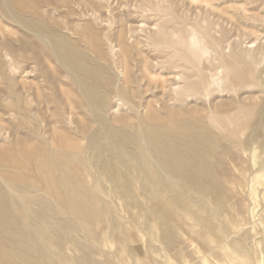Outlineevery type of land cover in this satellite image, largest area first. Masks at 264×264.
<instances>
[{
	"label": "rangeland",
	"instance_id": "rangeland-1",
	"mask_svg": "<svg viewBox=\"0 0 264 264\" xmlns=\"http://www.w3.org/2000/svg\"><path fill=\"white\" fill-rule=\"evenodd\" d=\"M28 18L32 24L36 21L38 29L43 27L42 33L36 25L35 28L24 24L23 20ZM192 36L209 53L201 57L192 40L189 45ZM168 37L173 42L171 55L174 49L187 47L191 68L185 73V80L176 79L166 71L173 64H181L178 59L165 62L167 52L163 47L172 45ZM59 41L75 47L76 57L82 54L85 64L97 72L96 90L105 95L106 101L104 110L100 109L103 115L87 99L78 73L58 54L55 46ZM0 48V149L10 147V151H23L22 158L27 160L26 155L33 154L41 137L44 146L61 149L77 146L80 154L83 149L93 164L95 155L88 153L86 146L100 129L98 121L103 117L107 130L120 128L131 132L143 125L166 131L171 137L187 136L191 131L188 137L200 140L209 152L205 158L208 170L205 168L206 174L200 178L205 185L200 188L181 183L173 195L172 204L176 206L160 204V210L167 214V222L159 223L152 217L147 218L151 215L144 210L147 205L143 204L147 202L141 200L143 194L139 191L134 190L138 195L131 193L133 199L122 197L123 190L114 176L123 172L129 178L140 179L142 170L132 156L126 157L114 143L106 148L103 139L100 152L105 155V169L97 180H101L103 187L107 186L106 195L112 196L107 197V205L113 211L114 221L132 224L134 229L128 233L131 242L117 233L111 237L106 225L98 219L93 203L88 201L89 212L94 214V234L99 239V250L102 249L88 255V264H264V0H1ZM249 52L254 60L242 55ZM257 53L262 61L258 60ZM225 70H228L227 79L212 85L209 96L193 92V88L201 89L197 83L202 76L209 80L213 75L219 80ZM71 72H75V82ZM173 81L179 86L171 85ZM187 86L191 92H187ZM181 87L187 89L186 96L180 93ZM246 108L252 111L251 115L245 112ZM153 113L162 119L154 120L150 116ZM121 155L126 157L125 161ZM66 162L79 181L90 187L92 179L86 176V169ZM28 167L21 173H30V177L25 174L29 177L25 176L26 179L35 177V185L42 188L35 171L30 168L31 172ZM178 179L184 181L182 177ZM214 188L217 192L210 198L206 191ZM29 205L30 209H38L36 204ZM67 237L60 238L63 253L69 258L80 256L82 253L71 235ZM103 237H107L106 242ZM88 243L82 241L83 245ZM103 252L111 261L100 256L105 255Z\"/></svg>",
	"mask_w": 264,
	"mask_h": 264
},
{
	"label": "bare ground",
	"instance_id": "bare-ground-1",
	"mask_svg": "<svg viewBox=\"0 0 264 264\" xmlns=\"http://www.w3.org/2000/svg\"><path fill=\"white\" fill-rule=\"evenodd\" d=\"M0 2H1V0H0ZM6 5L7 4H5V6ZM13 6H14V4H13ZM15 8H17V7H15ZM3 9H4V7H3ZM15 10L16 9H14V11ZM8 11L10 12V10H8ZM19 14L20 13H18V15ZM16 15L14 14V16H16ZM23 18H24V16H23ZM28 19L29 20H27V19L23 20L25 25H27L29 27L32 25L33 26L36 25V21L32 24V22L30 21V18H28ZM39 23H40V21H39ZM21 25H22V23H21ZM36 26H35V28H36ZM162 28H163V26H162ZM36 29H37V31H40L41 33L44 30L43 27H41V26H39V29L37 26ZM163 32H165V31H163ZM45 35H46V33H45ZM162 35L164 36L167 34H162ZM188 35H190V34H188ZM188 35H187V37H189ZM194 36H192V38L189 39L190 40V41H188L189 45H191L190 42L192 40L194 42L193 44L197 45L198 51H196V50L195 51L199 52V55L201 57H203L207 54L208 51L204 48L199 47V45L197 44L198 38L194 39ZM155 37H157V36H154V38ZM176 37H178V36H176ZM171 39L169 38L168 42H170L172 45H169V46L163 45L164 46L163 48L165 49L164 51L167 52L165 54V62L169 63L170 61L172 62L173 59H178V60H180L179 62H181V64H180V66L178 64H173V65L169 66V68H166L167 69L166 71H168L169 73H172L175 76L174 78H176V79L185 80V77H186L185 73L188 71L189 68H191V66H188V65H190L189 64L190 58L188 59V57H187V54H188L187 47L186 48H180V49L176 48V50L174 49V51H175L174 54L171 55L170 50L173 49V42L170 41ZM183 39H184V36H183ZM155 40H157V39H155ZM158 40H160V39H158ZM178 40H179V38H178ZM25 41H26L25 42V44H26L28 42L26 40V38H25ZM162 41H163V39L160 42H162ZM176 42H178V41H176ZM166 43H167V41H166ZM170 43H167V44H170ZM178 43L181 44V42H178ZM160 45H162V44H160ZM55 47H57L56 49L59 51L58 54L61 56V58L65 62L69 63V65L78 73L80 80L82 82V85H83L82 88L84 89V92H85L87 99H89L90 102H92V104H95L94 106H97L98 110L103 109L102 107L104 106L106 101H105V95L100 94V92H98V90H96L97 89V83H98L97 72L92 71V67H88L89 65L87 66L85 64V62H84L85 58L81 59L82 54L80 55V58L76 57L77 53H76L75 47H72V46L70 47V45L68 46L66 42L63 43L62 41L57 42ZM179 47H182V46H179ZM189 48H190V46H189ZM192 53H193V51H192ZM260 54L262 55L261 52H260ZM260 54L257 53L256 56H257L259 61H262V60H260L262 58ZM242 55L243 56L246 55L244 57L250 58V60L251 59L254 60L253 56L250 55V52H249V54L247 53V54H242ZM6 57L8 58V56H6ZM263 58H264V56H263ZM62 59H60V61ZM152 60H154V59H152ZM173 62H175V61H173ZM60 63H62V62H60ZM257 63H258V61H257ZM66 65H68V64H66ZM71 67H69V68H71ZM176 68H178V69H176ZM73 69H71V70H73ZM175 70H177V71H175ZM191 70H193V69H191ZM195 70H196V68H195ZM198 70L199 69H197V71ZM206 71L210 73V71H208V70H206ZM220 72H221V70L219 71V73ZM224 72H225V75H223L222 77L220 76L219 80L215 79V77H213V75L211 76V78L209 80L205 79V77H203V76H202V78L200 77L201 79L199 82L197 81L198 82L197 85L203 90L192 87L193 92H195V94L203 92L205 97L207 95L209 96L212 85H215V84L219 85L222 81H225V79H227L228 70H225ZM74 73H72L73 76L75 75ZM215 75L216 74H214V76ZM196 76H198V75H196ZM76 77H77V75H76ZM74 78H75V76L73 77L72 80H74ZM187 78H189V77H187ZM190 78H191V76H190ZM77 80H78V78H77ZM77 80H76V83L78 82ZM139 80L141 81V79H139ZM139 80L137 79V82H140ZM169 80H170V78H169ZM74 82H75V80H74ZM170 84L173 86L178 85V83L176 84L174 81ZM226 84H228V83H226ZM231 84H232V82H231ZM162 85H164V81H163ZM153 86H152V88H153ZM228 86H227V90H228ZM223 87H221V89ZM149 88H150V86H149ZM83 89H82V91H83ZM153 89H155V88H153ZM187 89H188V91H187ZM187 89L185 90L184 87H181L179 90H180V93L184 92L185 96H186L187 92H189V91L191 92V88L188 87ZM219 89H220V87H219ZM231 89H229V90H231ZM173 90H174L173 92H175V91L177 92L176 88H173ZM185 91H187V92H185ZM232 91H234V90H232ZM176 96H178V94ZM179 96H181V95H179ZM14 97H16V96H14ZM18 105H19V102L17 105H15L16 108ZM81 108H84V106L82 105ZM95 110H96V108H95ZM238 111H240V110H238ZM235 112H236V110H235ZM245 112L247 114L251 115L252 111L250 109L246 108ZM100 113H102L101 110H100ZM102 115H103V113H102ZM150 116H152V118L154 120H161L162 119V116L159 114L153 113V114H150ZM214 116L215 115H213V117ZM209 117L210 116H208V118ZM96 118H97V116H96ZM101 118L102 119H99V121H98L100 124V129H98V127H97L98 131L94 134L93 137H91L88 140L87 146L85 145L88 153H94V155H95V158H94L95 160H93L95 162L93 164L89 163V162H91V160L88 161L89 155L87 156V152L83 151V149L81 150V154L78 153V151H76L77 146H73L72 148L70 147L71 149L70 148L69 149H61L60 147H59L60 148L59 149L57 147L44 146V144H43L44 142H42L43 139L40 140V138H41L40 136L42 134L37 136L40 138L37 141V145H36V148H35L33 154L26 155L27 160L22 158V153H24L23 151H22V153L20 151H14V150L10 151L9 150L10 147L8 149H0V264H88V255L93 254V252L95 253L96 250H98L99 252H102L101 251L102 249L99 250V241H98L99 239L97 240V238L95 237V234H94L95 229H93V222H92L94 214L89 212L90 211L89 207H91V206L88 204V201L93 203L94 207L96 208V212L99 216V217L97 216L98 219H100V221L106 225L107 231L109 232L111 237H113L112 235L114 233H117V234L125 237V239H127V241H130L131 237L129 236L128 233H130L132 231V229H134L133 225L132 224L123 225V224L116 223L114 221L113 211L107 205V201H108L107 197H110V195H108V196L106 195V192L104 189L107 186L103 187L101 180H97V178H99L102 175V172L105 169V162H106V159L104 158L105 155L103 156L100 152V150L103 147V145H102L103 139L105 140L104 142H106L105 143L106 148L107 147L110 148L109 147L110 145L108 146V144L112 142L116 145V147L118 148L119 151L123 152L122 154H124L126 157L130 156V158L132 156L138 162V166L140 165L141 170H142L141 171L142 176L140 179L129 178V177L125 176L123 174V172L122 173L120 172L121 175H117L118 174V172H117V174H116L117 176L114 174L115 175L114 178H115L116 182H118L117 184L119 186H121V188L123 190L124 196L122 195V197L128 199L129 196L131 195V193L134 192V190H137L141 194H143L141 200H145V202H147V204H143V205H147L146 208H144V210L146 211L147 215H151V216H147V218L152 217L155 221H157L159 223L167 222V220H166L167 214H165L162 210H160L159 207L162 205V202H164L165 204L169 205V207H171V204L173 201V195L176 194V191H177V189L181 183H182V185H186V186L191 185V187L193 185H195V186H198L200 188H202V186L205 185L204 182L200 180V178L205 176V174H206L205 168H206V170H208L205 158L209 157L208 156L209 152L207 151V148L205 146L204 147L201 146L202 142H199L200 140L198 138H197V140H199V141H196V140H193V139L188 137V135H190L189 133L191 132L190 130H189L190 132L188 133L187 136H175V137L174 136L171 137L169 135L170 133L166 134V131H163L160 129L155 130L153 127H150V126H144L143 127V125L139 128L138 131H131V132H129L127 130L120 129V128L119 129L113 128L114 130L109 128L111 130H107L108 127L105 126L106 125L105 120L103 117H101ZM32 119H34V118H32ZM108 120H107V122H108ZM144 120H145V118H144ZM171 120H172V118H171ZM158 124L160 125L161 122ZM91 125H93V124L90 123V126ZM88 127H89V125L87 126V128ZM91 127H93V126H91ZM189 127H191V126H189ZM81 128H82V126H81ZM87 128H85V129L87 130ZM88 129H90V128H88ZM92 131H94V130H92ZM78 132H80V129ZM37 133H39V132H37ZM37 133H35V134L38 135ZM87 133H89V132H87ZM26 135L27 134H25L23 137L25 138ZM54 135H57V134H54ZM182 135H185V134H182ZM88 136L90 137V135H88ZM21 137L22 136H20V138ZM42 137H43V135H42ZM61 137H64V136H61ZM212 139L210 138L211 141H212ZM249 139H250V137H249ZM44 140H46V137L44 138ZM246 140H248V137L246 138ZM66 143H68V142H66ZM106 148H105V150H106ZM219 148H221V147H219ZM21 150H22V148H21ZM112 153H111V156H112V158H114L115 155L113 156L114 153L113 154ZM222 154H223V152H222ZM108 156H109V154H108ZM111 156H110V158H111ZM125 156L124 157L122 156L123 160L126 158ZM118 158H119V156H118ZM17 159L19 160V162H17ZM13 160H15L17 162V163L15 162V165L12 164ZM114 160L116 161V159H114ZM129 160H131V159H129ZM66 161H71V163L72 162L77 163V166L82 165L86 169V171L88 172V173L86 172V176L88 174V176L92 179L90 187L88 186V188H87L86 182H83V181L80 182L79 181L75 172L73 170H71L69 164ZM112 161H113V159H112ZM123 163L125 164V162H123ZM130 163H132V162H130ZM133 163H135V162L133 161ZM29 164L31 166L30 168H32L33 171H35L34 174H36L37 180L41 184L42 188L40 186L35 185V182H37V181L33 180L35 177L31 178V180L26 179V177L29 176L30 173H28L29 175H27L26 172L24 174L21 173V171H23L22 169L28 167ZM109 164H110V162H109ZM10 165L13 166L12 167L14 169L13 172L10 171ZM99 165H101V166H99ZM128 165H129V163H128ZM114 166H115V164H114ZM30 171L32 172L31 169H30ZM130 173H132V172H130ZM32 176H34V175H32ZM29 177H27V178H29ZM178 177H182V179L184 181L179 180ZM112 178H111V181H113ZM87 179H88V177H87ZM106 179H108V178L106 177ZM32 181H34V182L31 183ZM213 181H215V180H213ZM88 182L90 183L89 179H88ZM109 182H110V180H109ZM109 182H106L105 184H108ZM188 188H189V186H188ZM219 188H220V186H219ZM120 190L121 189H119V191ZM122 190L120 192H122ZM194 190L197 191L198 189L196 188ZM216 192H217V189H215V188L212 189L211 192L206 191V193H210L209 196L211 194L216 193ZM259 192H261V191H259ZM136 193L134 192L135 195H136ZM140 193H139V195H141ZM201 194H203V193H201ZM90 195H93V196L90 198ZM137 195H138V193H137ZM138 197H140V196H138ZM124 198H122L123 199L122 202H124V200H125ZM130 198H132V197L130 196ZM210 198H211V196H210ZM137 201H139L138 203L140 204V198H139V200L137 198ZM125 202H126V200H125ZM29 203L36 204L38 206V209L37 210L30 209ZM127 203L125 204L126 208H127V205L129 204V203L128 204ZM143 205H141V206H143ZM172 205H175V204H172ZM135 206L137 208V205H135ZM123 207H124V204H123ZM138 207H140V206H138ZM133 210H135V208H133ZM137 210H138V208L136 209V211ZM120 211H122V210L120 209ZM139 212H140V210H139ZM116 213H118V211ZM138 220H139V218H138ZM98 221H97V223L99 225L100 223ZM136 228H138L137 225H136ZM139 230H140V228H139ZM107 231H105V232L107 233ZM105 232H104V234H106ZM68 234L71 235L70 238H71L72 242L74 243V245L81 251L82 254L80 256L75 255L76 257H72V258L70 257L69 258L66 256L67 254L65 255L63 253L62 244H61L62 239H60V238H66ZM98 236H99V234H98ZM107 237H108V235H107ZM107 237H106V239H107ZM59 239H60V241H59ZM82 239L87 240V242H85ZM104 239L105 238L103 237V240ZM111 240H112V238H111ZM82 241L84 243L89 242L88 243L89 245H87V244L83 245ZM105 242H103V244ZM110 242H112V241H110ZM67 244H68V242H67ZM107 244L108 243H106V245ZM85 246H89V247L87 248ZM63 248H65V247H63ZM105 250H107V249H105ZM98 254H100V253H98ZM101 255L106 260L111 261V257L108 254L103 255L101 253L100 256Z\"/></svg>",
	"mask_w": 264,
	"mask_h": 264
}]
</instances>
